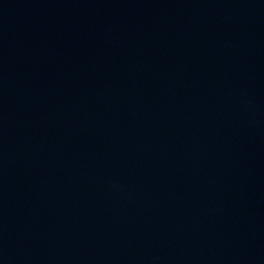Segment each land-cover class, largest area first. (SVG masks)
<instances>
[{"label": "water", "instance_id": "water-1", "mask_svg": "<svg viewBox=\"0 0 264 264\" xmlns=\"http://www.w3.org/2000/svg\"><path fill=\"white\" fill-rule=\"evenodd\" d=\"M0 264H264V0H0Z\"/></svg>", "mask_w": 264, "mask_h": 264}]
</instances>
